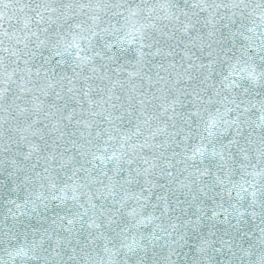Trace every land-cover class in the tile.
<instances>
[{"label": "snow or ice", "instance_id": "obj_1", "mask_svg": "<svg viewBox=\"0 0 264 264\" xmlns=\"http://www.w3.org/2000/svg\"><path fill=\"white\" fill-rule=\"evenodd\" d=\"M0 264H264V0H0Z\"/></svg>", "mask_w": 264, "mask_h": 264}, {"label": "water", "instance_id": "obj_2", "mask_svg": "<svg viewBox=\"0 0 264 264\" xmlns=\"http://www.w3.org/2000/svg\"><path fill=\"white\" fill-rule=\"evenodd\" d=\"M50 214H51V211H50L49 215H50ZM32 219H33V221H35V217H33Z\"/></svg>", "mask_w": 264, "mask_h": 264}]
</instances>
